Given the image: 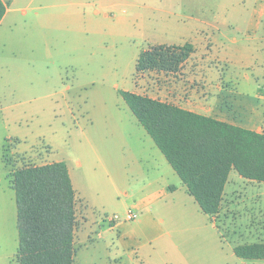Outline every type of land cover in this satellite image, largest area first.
<instances>
[{
	"label": "rangeland",
	"instance_id": "1",
	"mask_svg": "<svg viewBox=\"0 0 264 264\" xmlns=\"http://www.w3.org/2000/svg\"><path fill=\"white\" fill-rule=\"evenodd\" d=\"M3 1L0 264H17L11 172L57 161L76 191L74 264H264L233 252L264 241V182L232 170L203 213L118 92L154 95L171 71L135 72L140 52L193 42L264 133V0ZM167 183L180 190L157 197Z\"/></svg>",
	"mask_w": 264,
	"mask_h": 264
},
{
	"label": "trees",
	"instance_id": "2",
	"mask_svg": "<svg viewBox=\"0 0 264 264\" xmlns=\"http://www.w3.org/2000/svg\"><path fill=\"white\" fill-rule=\"evenodd\" d=\"M5 12L6 3L0 0V21ZM192 51L187 42L151 46L138 55L135 72H175ZM118 92L203 213L219 212L232 170L264 182L263 132L133 91ZM10 175L16 205V263L74 264L76 191L67 165L28 164ZM233 252L242 259H264V241L236 245Z\"/></svg>",
	"mask_w": 264,
	"mask_h": 264
},
{
	"label": "crops",
	"instance_id": "3",
	"mask_svg": "<svg viewBox=\"0 0 264 264\" xmlns=\"http://www.w3.org/2000/svg\"><path fill=\"white\" fill-rule=\"evenodd\" d=\"M7 12L8 7H6V12L0 23L5 18V15H7ZM197 21L199 22L200 19H197ZM186 42L191 43L193 46V51L189 57H197L198 60H196L194 64L192 63V66V64H187L186 59V61H184L180 65V72L178 74L174 72H171V74L170 72L167 73L166 75L170 76H168L169 80L166 85L161 87L160 90L154 89V95L147 94V96L172 103L197 114L213 117L218 120L226 121L228 123L239 125L241 127L256 130L259 132L258 129H255L256 127L252 128L248 126L250 122H254V120L251 121L252 117L246 115L242 110L240 104L235 102L236 99H233V96H235V94L237 93L233 91L231 86L225 83L224 77L218 72L217 64L215 62L213 63V61L210 59V49L204 47L203 51H200V48H198L195 43L189 41ZM141 80L138 82L139 84L142 83ZM135 90L132 91L139 93ZM239 176L242 177L241 175ZM242 178L246 179L244 177ZM246 180L249 182H254V180ZM228 182L229 177L227 183ZM178 190H180L179 186H170L169 183H167L163 187H161L159 193L156 196H172L176 194ZM225 196L226 194L224 191L223 198ZM142 203L143 202H139V205H143Z\"/></svg>",
	"mask_w": 264,
	"mask_h": 264
},
{
	"label": "built area",
	"instance_id": "4",
	"mask_svg": "<svg viewBox=\"0 0 264 264\" xmlns=\"http://www.w3.org/2000/svg\"><path fill=\"white\" fill-rule=\"evenodd\" d=\"M136 216H137V214L135 212H132V210L127 211V217H126L127 219H131V218L134 219V218H136ZM113 219H118V216L114 215L112 220Z\"/></svg>",
	"mask_w": 264,
	"mask_h": 264
}]
</instances>
